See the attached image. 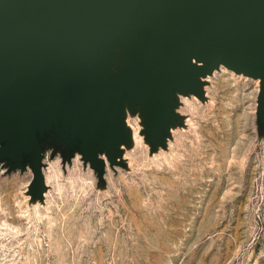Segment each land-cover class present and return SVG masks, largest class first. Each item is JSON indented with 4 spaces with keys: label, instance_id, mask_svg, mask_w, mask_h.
Returning <instances> with one entry per match:
<instances>
[{
    "label": "rangeland",
    "instance_id": "374dc122",
    "mask_svg": "<svg viewBox=\"0 0 264 264\" xmlns=\"http://www.w3.org/2000/svg\"><path fill=\"white\" fill-rule=\"evenodd\" d=\"M173 88L155 132L138 103L116 153L39 135L43 181L0 161V264H264L260 79L219 65Z\"/></svg>",
    "mask_w": 264,
    "mask_h": 264
},
{
    "label": "water",
    "instance_id": "95a60500",
    "mask_svg": "<svg viewBox=\"0 0 264 264\" xmlns=\"http://www.w3.org/2000/svg\"><path fill=\"white\" fill-rule=\"evenodd\" d=\"M219 65L260 79L264 0H0V161L43 181L39 135L78 138L91 164L111 158L133 100L157 131L172 89L202 92Z\"/></svg>",
    "mask_w": 264,
    "mask_h": 264
}]
</instances>
